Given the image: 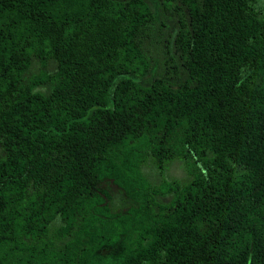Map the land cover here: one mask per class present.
Instances as JSON below:
<instances>
[{
  "label": "trees",
  "instance_id": "trees-1",
  "mask_svg": "<svg viewBox=\"0 0 264 264\" xmlns=\"http://www.w3.org/2000/svg\"><path fill=\"white\" fill-rule=\"evenodd\" d=\"M0 264H264V0H0Z\"/></svg>",
  "mask_w": 264,
  "mask_h": 264
}]
</instances>
